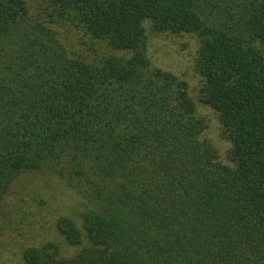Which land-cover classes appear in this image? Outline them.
<instances>
[{
  "label": "trees",
  "instance_id": "1",
  "mask_svg": "<svg viewBox=\"0 0 264 264\" xmlns=\"http://www.w3.org/2000/svg\"><path fill=\"white\" fill-rule=\"evenodd\" d=\"M26 173L80 249L22 264H264V0H0V204Z\"/></svg>",
  "mask_w": 264,
  "mask_h": 264
},
{
  "label": "rangeland",
  "instance_id": "2",
  "mask_svg": "<svg viewBox=\"0 0 264 264\" xmlns=\"http://www.w3.org/2000/svg\"><path fill=\"white\" fill-rule=\"evenodd\" d=\"M151 44L159 55L156 60L172 66L182 78L188 77L193 87L197 78L193 75L191 55L187 58L193 44L186 37L165 39L162 36L153 37ZM166 44L169 50H166ZM179 64H182L180 68L185 76L181 74ZM212 116L209 134L214 139L218 124ZM75 204L76 197L52 178L39 173L17 176L0 204V264H22L25 247L46 241L58 245L61 257L78 252L80 247L67 243L54 225L56 217L71 210Z\"/></svg>",
  "mask_w": 264,
  "mask_h": 264
}]
</instances>
